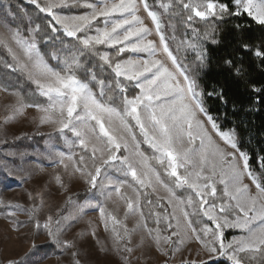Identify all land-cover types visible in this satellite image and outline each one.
Here are the masks:
<instances>
[{"label":"snow or ice","instance_id":"snow-or-ice-1","mask_svg":"<svg viewBox=\"0 0 264 264\" xmlns=\"http://www.w3.org/2000/svg\"><path fill=\"white\" fill-rule=\"evenodd\" d=\"M27 3L31 11L22 12L0 3V90L15 98L2 125L35 109L37 126L53 129L50 182L67 190V177L86 187L83 203L69 196L55 213L45 211L43 192H29L27 207L4 205L8 218L26 215L11 223L31 226L33 237L4 264H42L50 249L81 264L70 233L89 211L107 234L101 241L93 229L92 238L116 264H264V155L254 164L237 128L224 130L207 104L215 100L226 116L231 103L235 113L240 94H228L238 85L248 111L264 105V80L250 71L264 77V0ZM245 17L259 26V43L238 23L225 43L221 26ZM213 48L224 83L208 91ZM16 171L26 172L0 159L5 179ZM110 203L123 205L122 218ZM229 230L239 235L229 240Z\"/></svg>","mask_w":264,"mask_h":264},{"label":"rangeland","instance_id":"rangeland-1","mask_svg":"<svg viewBox=\"0 0 264 264\" xmlns=\"http://www.w3.org/2000/svg\"><path fill=\"white\" fill-rule=\"evenodd\" d=\"M24 1L27 2V0ZM0 3L7 5L3 1H0ZM14 100L15 98L9 92L0 90V159L7 160L9 168H23L26 172L16 171V179H5L3 173H0V264H4V261L9 258L22 254L33 241L31 226L16 230L11 223V219L26 220V215L18 213L16 217L8 218L4 214V205L21 204L27 207L29 192L34 194L43 192L45 211L47 212L50 208L52 213H55L57 208L65 204L69 196L74 198L86 187L82 181L69 182L67 177H65L67 190L61 189L54 181L50 182V177L56 169L50 166L46 152L49 148L47 143L48 134L52 133L53 129L49 125L37 126V123L33 121V117L39 115L35 109L26 110L25 116L18 118L9 126L2 125V117L6 114V107L14 103ZM33 137L35 141L42 139V145H34L31 150H24L20 147V141L25 138L33 141ZM55 144L57 147L64 149L62 140H56ZM8 153H15V155L10 156L7 155ZM21 153H23V156H21ZM26 173H30V175H26ZM20 176H26V178L22 181L19 179ZM73 200L78 202L75 199ZM83 202L84 199L78 203ZM109 207L119 218L123 217V205L116 208L115 205L110 203ZM73 210L71 206L67 209L68 212ZM127 223L131 227L133 220L130 219ZM93 229L96 230L101 241L106 240L107 234L104 232L97 211H89L71 230L70 238H76L81 264H116L114 255L111 252L102 251L101 245L92 238L91 231ZM234 235H239V232L229 230L227 239L230 240ZM44 239L45 237L41 236L35 242L41 244ZM49 252L48 258L42 261V264H69L71 259L69 253L61 254L56 249H50ZM184 255H187V252ZM137 256H139V252H137ZM136 264H145L144 258L141 257ZM148 264H153V262L149 261Z\"/></svg>","mask_w":264,"mask_h":264},{"label":"trees","instance_id":"trees-1","mask_svg":"<svg viewBox=\"0 0 264 264\" xmlns=\"http://www.w3.org/2000/svg\"><path fill=\"white\" fill-rule=\"evenodd\" d=\"M7 4L12 5L13 11L22 12L24 9L31 11L32 6L29 5L24 0H0ZM158 1V0H157ZM78 11V10H76ZM240 24L244 28H248L249 19L248 18H240L233 19L229 21L226 25H222L223 29V40L225 43H228L231 40V37L227 35V33L234 28L236 24ZM252 31L247 34L250 37V43H259V37L261 33L257 30L259 26L252 24ZM183 29H179L178 35L181 34ZM211 62L208 68L205 70L206 75L203 76L202 82L206 86V90L210 91L213 86L220 87L224 83V76L220 74L221 68L219 66V54L218 49L213 48L210 52ZM194 59V54L188 56L189 62ZM253 77L257 81L264 80V77L260 75V69L253 67L250 69ZM233 88L232 92H229L230 99L239 93V97L236 99L237 111L233 113L231 103L227 108V115L225 116L224 108L218 104L213 99H209L207 101L208 106L212 110V114L219 117V122L222 124L223 129L227 130L232 127H236L238 133L243 141L242 147L247 150L253 157V163L255 164L256 159L260 155H264V105L260 106L259 111H248L247 105L248 101L244 100L243 97L248 95L247 92L241 86L231 85ZM33 141L29 139H24L19 142V145L24 150H31L34 145H42V139L35 141L33 137ZM85 196V191H81L77 194L73 199L78 202L83 201Z\"/></svg>","mask_w":264,"mask_h":264}]
</instances>
